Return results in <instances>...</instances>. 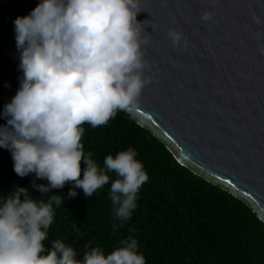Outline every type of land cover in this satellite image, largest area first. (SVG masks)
I'll use <instances>...</instances> for the list:
<instances>
[{
	"label": "clouds",
	"instance_id": "obj_1",
	"mask_svg": "<svg viewBox=\"0 0 264 264\" xmlns=\"http://www.w3.org/2000/svg\"><path fill=\"white\" fill-rule=\"evenodd\" d=\"M140 12L141 0H41L28 16L18 17L15 41L23 75L4 106L6 124L0 125V148L11 152L14 172L47 180L48 186L33 180L41 193L72 184L69 198L77 196L76 189L92 197L115 173L109 193L114 230L122 227L116 220L132 218L149 175L131 147L108 155L101 168L93 152H85L84 125L106 126L118 112L140 107L152 82L145 75L151 68L144 48L150 36L142 35ZM201 19L210 21L213 14L204 12ZM168 36L174 46L187 44L180 31L169 30ZM64 203L59 195L37 200L23 187L7 195L0 204V264H146L131 235L107 255L89 242L80 260L60 239L46 248L53 206Z\"/></svg>",
	"mask_w": 264,
	"mask_h": 264
},
{
	"label": "water",
	"instance_id": "obj_2",
	"mask_svg": "<svg viewBox=\"0 0 264 264\" xmlns=\"http://www.w3.org/2000/svg\"><path fill=\"white\" fill-rule=\"evenodd\" d=\"M41 0H0V41L20 63L14 21ZM152 82L131 115L178 164L264 224V0H141ZM204 12L213 19L202 21ZM169 30L183 33L174 46Z\"/></svg>",
	"mask_w": 264,
	"mask_h": 264
},
{
	"label": "trees",
	"instance_id": "obj_3",
	"mask_svg": "<svg viewBox=\"0 0 264 264\" xmlns=\"http://www.w3.org/2000/svg\"><path fill=\"white\" fill-rule=\"evenodd\" d=\"M22 75L19 63L7 57L0 41V125L6 124L3 109L19 90ZM84 128L85 152H93L101 168L108 155L115 157L131 147L149 180L138 193L132 218L116 220L122 227L114 230L109 193L111 182L118 178L115 173H109L110 183L92 197L76 189L77 196L69 198L72 184L44 194L32 183L48 186V181L36 179L34 174L18 176L11 152L0 148V204L18 187L27 188L37 200L46 201L51 195L65 199L64 205L53 206L55 217L46 248L60 239L76 250L80 260L89 242L107 255L131 235L146 264H264V224L256 214L230 193L178 164L166 146L131 115L118 112L106 126L85 124Z\"/></svg>",
	"mask_w": 264,
	"mask_h": 264
}]
</instances>
